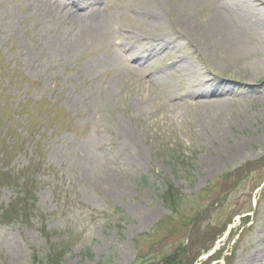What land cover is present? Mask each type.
I'll return each instance as SVG.
<instances>
[{
  "label": "rangeland",
  "instance_id": "obj_1",
  "mask_svg": "<svg viewBox=\"0 0 264 264\" xmlns=\"http://www.w3.org/2000/svg\"><path fill=\"white\" fill-rule=\"evenodd\" d=\"M119 3L108 1L117 24L102 38L55 10L71 0H0V114L10 105L28 114L0 138V171L35 163L39 173L30 219L0 221V264H48L54 249L65 253L60 264H156L179 251L182 264H242L264 247V91L239 92L248 101L219 145L177 78L157 84L147 62L128 66L116 32L133 18ZM170 8L175 24L181 10ZM217 65L225 77L239 70ZM121 128L143 152L140 167L120 154L131 148ZM243 140L245 153L228 157ZM221 152L212 171L205 159ZM168 181L180 192L175 207L162 198ZM17 199L0 184V213Z\"/></svg>",
  "mask_w": 264,
  "mask_h": 264
},
{
  "label": "bare ground",
  "instance_id": "obj_2",
  "mask_svg": "<svg viewBox=\"0 0 264 264\" xmlns=\"http://www.w3.org/2000/svg\"><path fill=\"white\" fill-rule=\"evenodd\" d=\"M52 1L44 0V3L53 8ZM108 1L71 0V6L59 5L55 10L83 20L85 29L107 38L112 36L114 23L117 24L114 14L107 9ZM170 5L174 6L172 11L181 10L174 19L175 24L169 20ZM120 6L133 18L132 25L119 24L116 32L117 45L131 63L128 66L134 69V63L147 62L146 70L151 67L153 72L150 79L160 80L157 84L163 82L166 74L177 78L179 88L187 90L196 99L193 105L202 109L207 129L213 132L212 140L222 144L228 137L227 130L232 129L233 120L241 115L248 101L240 99L239 92L264 91V0H120ZM166 48L179 51L173 62L167 58L148 62ZM218 62L228 64L229 68L231 64L239 65L238 74L225 77L217 68ZM245 62L251 63L252 71L241 66ZM247 76L249 80L242 79ZM170 96H174L172 91ZM135 113L141 116L140 108ZM121 131L131 147L128 151L121 146V156L127 157L134 167H140L143 152L126 128ZM246 147L244 140L230 144L228 157L236 159L245 153ZM222 158V152L218 156L209 153L205 161L213 171L218 169ZM262 260L264 247L249 253L242 264H263Z\"/></svg>",
  "mask_w": 264,
  "mask_h": 264
},
{
  "label": "trees",
  "instance_id": "obj_3",
  "mask_svg": "<svg viewBox=\"0 0 264 264\" xmlns=\"http://www.w3.org/2000/svg\"><path fill=\"white\" fill-rule=\"evenodd\" d=\"M24 109V107H16L15 105H10L9 108L4 109L6 112L3 111V114H0V138H5L3 136L4 130H6L9 135H11L12 132H15V134L18 133L19 124L16 118H20L21 121H23L20 114L26 115V120L28 122V114L24 113ZM11 147L13 148V145H11ZM11 147L8 146L9 149H11ZM1 154L4 158L6 157L4 151H2ZM35 165L36 164L34 163L29 168L22 171H14L9 168L7 170L3 168L2 170L5 172L0 171V184L17 190L18 192L17 201L11 203L9 208L2 210L0 213V221L2 223H26L30 219L31 213L34 210L33 206L37 201L35 195L37 193V176L39 173L38 170L32 169ZM41 167L42 165H39L38 169H41ZM179 193L180 192L176 190L174 183L168 181L166 189L162 194V198L168 204L174 205L175 207L179 202L182 203V200L179 198ZM118 213L123 214L120 210H118ZM230 224L225 227L224 232L228 230ZM64 254L65 253L58 252L54 249L49 256L48 264H60ZM182 257L183 255H181V252L179 251L172 255L168 254L163 256L161 261L156 264H182Z\"/></svg>",
  "mask_w": 264,
  "mask_h": 264
},
{
  "label": "water",
  "instance_id": "obj_4",
  "mask_svg": "<svg viewBox=\"0 0 264 264\" xmlns=\"http://www.w3.org/2000/svg\"><path fill=\"white\" fill-rule=\"evenodd\" d=\"M263 188H264V185H263V187L261 188V190H263Z\"/></svg>",
  "mask_w": 264,
  "mask_h": 264
}]
</instances>
